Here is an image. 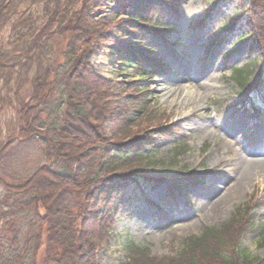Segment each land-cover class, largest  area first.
I'll use <instances>...</instances> for the list:
<instances>
[{
    "label": "rangeland",
    "instance_id": "obj_1",
    "mask_svg": "<svg viewBox=\"0 0 264 264\" xmlns=\"http://www.w3.org/2000/svg\"><path fill=\"white\" fill-rule=\"evenodd\" d=\"M93 17L105 26L90 43L92 77L101 81L97 104L102 115L97 122L105 131V155H127L120 145L145 138L154 145L140 150L141 155L155 163L131 171L136 184L128 187L115 216L110 213L115 222L96 248L95 262L125 263L120 247L127 238L151 256H168L182 239L223 225L241 207H246L245 215L238 218L243 226L250 218L264 228V179L241 191L219 212L213 209L229 195L234 176L238 177L229 173V167L215 168L217 160L234 164L238 153L246 160L264 162V154H249L253 147L264 151V0H101ZM227 23L229 28L223 30ZM251 63L261 69V82L247 99L238 98L231 73ZM210 74L215 83L206 94L196 84ZM163 78L171 82L169 89L178 87L181 100L194 96L188 109L162 102L157 92ZM254 109L260 116L254 115ZM38 150L30 145L15 147L5 175L11 178L18 173L25 179L27 167L45 163ZM174 152L182 153L174 159ZM7 177L3 182L14 184ZM21 220L17 245L11 246L0 219V253L10 251L7 255L16 260L19 255L20 264H41L43 245L35 251L36 239L28 238L32 215L22 214ZM188 225L191 229L185 230ZM256 241L247 235L240 244L258 258L256 264H264V246Z\"/></svg>",
    "mask_w": 264,
    "mask_h": 264
},
{
    "label": "trees",
    "instance_id": "obj_2",
    "mask_svg": "<svg viewBox=\"0 0 264 264\" xmlns=\"http://www.w3.org/2000/svg\"><path fill=\"white\" fill-rule=\"evenodd\" d=\"M100 2L0 0V219L14 246L22 232L21 215H32L28 238L36 239L35 251L43 245L41 264H97L95 250L115 222L110 213L115 216L128 187L136 183L131 171L155 165L140 151L154 145L150 139L120 145L127 155H105V131L97 122L101 81L92 77L90 44L105 30L93 17ZM259 70L251 63L232 71L238 98H246L261 82ZM26 145L40 149L45 163L27 167L25 179L18 173L8 178L4 170L11 153ZM181 153L174 152L173 158ZM4 176L14 184L4 183ZM245 208L223 225L182 239L168 256H151L127 238L120 247L123 264H256L258 258L240 240L251 235L262 247L264 228L250 218L243 226L238 218ZM7 253H0V264L21 263L19 255L16 260Z\"/></svg>",
    "mask_w": 264,
    "mask_h": 264
},
{
    "label": "bare ground",
    "instance_id": "obj_3",
    "mask_svg": "<svg viewBox=\"0 0 264 264\" xmlns=\"http://www.w3.org/2000/svg\"><path fill=\"white\" fill-rule=\"evenodd\" d=\"M186 70V68L183 69V72ZM187 71V70H186ZM185 71V72H186ZM204 72H202L201 74H203ZM178 80L179 77L176 76ZM181 79V77H180ZM215 78L213 75H208L206 77V79L204 80V82H198L197 88H199L200 90H202L204 93L208 94V92L211 90L212 88V84L215 83ZM171 82L166 79L163 78L162 81H160L159 88H158V96L159 98L162 100L163 103H168L170 106H176V105H181L183 107V110H186L190 107V103L194 101V96H190L187 95L186 98H184L183 100H181V95H179L180 91L178 89V87L174 88V89H169V87H171L172 84H170ZM169 89V90H167ZM196 107H194L196 110L199 108V105H195ZM183 116V118H187L189 117L188 114H183L181 115ZM168 117V116H167ZM263 128V127H262ZM249 154L251 155V157H257V156H261L262 154H264V151L258 147H253V149L249 150ZM245 157H242L240 154H236L235 155V163L233 164H228L229 162L227 161H223V159L221 160H217L218 162L216 164H214L215 168L218 169H222L225 167H229V173L233 174L235 173L234 178L236 177V180L234 181V185L231 189V191L229 192V195H227V197H224L223 199L218 200L214 205H213V209L216 211H220L221 209H223L224 206L228 205L230 202H232V200H234V198L237 197V195L241 192L244 191V189L249 188L250 186H254L257 183H260L261 179H264V162H262L261 160H254V161H250V160H246L244 159ZM239 170V174L237 173V171ZM136 184V183H135ZM133 186V185H131ZM129 186V187H131ZM264 189V187H263ZM185 230H190L191 229V225H188L186 228H184Z\"/></svg>",
    "mask_w": 264,
    "mask_h": 264
}]
</instances>
